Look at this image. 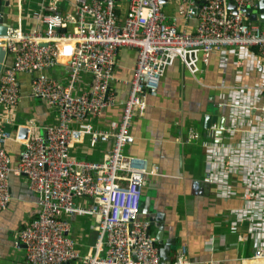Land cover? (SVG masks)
I'll list each match as a JSON object with an SVG mask.
<instances>
[{"label": "built area", "instance_id": "obj_1", "mask_svg": "<svg viewBox=\"0 0 264 264\" xmlns=\"http://www.w3.org/2000/svg\"><path fill=\"white\" fill-rule=\"evenodd\" d=\"M172 1L73 0L74 14L63 16L57 12L60 0H45L31 13L35 25L30 30L18 24L0 37V46L12 59L0 74V211L10 202L8 174L24 175L38 207L16 240L24 245L27 264H189L184 245L173 260L162 259L149 234L151 218L139 216L145 177L158 171L145 159L126 153L133 140L130 127L147 107L146 99L155 97L161 76L173 63L196 76L214 51L224 59L226 53L254 48L264 60V26L250 22L242 11L255 8L256 0H179L182 20H196L191 31L169 20L163 5ZM121 48L136 52L124 99L112 89L123 81L114 74ZM58 65L67 68L65 82L45 75L31 80L32 95L55 112V124L45 126L43 136L21 139L17 163L11 166L4 145L12 135L2 129L1 120L12 122L20 98L16 76ZM239 103L232 106L235 113ZM115 106L120 107L119 117L99 126L103 112ZM26 128L29 132L30 126ZM220 130L224 127H210L211 132ZM85 137L91 148L110 142L99 161L72 155ZM188 138H197V133L190 132ZM214 146L206 156L204 181L225 199L233 189L228 179L236 159ZM254 165L241 169L245 180L256 172L261 175L244 185V204L231 214L237 223L246 224L255 240L250 259L264 263V167ZM79 199L89 203L82 205ZM83 215L92 217L95 237L80 253L69 235L70 217ZM236 238L243 241L241 232Z\"/></svg>", "mask_w": 264, "mask_h": 264}, {"label": "crops", "instance_id": "obj_2", "mask_svg": "<svg viewBox=\"0 0 264 264\" xmlns=\"http://www.w3.org/2000/svg\"><path fill=\"white\" fill-rule=\"evenodd\" d=\"M44 1L11 0L7 15L14 22L13 27L20 24L24 31L30 30L35 25L31 13ZM180 4L183 3L179 0L168 2L163 9L169 20L175 19L178 26L193 31L196 20L193 17L183 21L177 13ZM74 10L73 0H60L57 6V12L63 16L73 15ZM257 23L264 26V21ZM221 55L211 52L196 76L179 62L167 67L155 97L147 98L145 110L135 115L130 127L133 140L125 151L145 159L149 167L157 168L158 174L145 177L140 203L145 201L146 205L140 209L139 216L151 218L149 234L155 238L158 248L162 245L156 239L157 234L162 242H173L166 252L169 260H173L179 246L184 245L189 264L211 261L264 264L250 259L256 248L255 240L246 231V224L237 223L231 214L244 204V185L261 175L256 172L245 180L241 169L248 170L255 167L254 164L264 167V89H248L264 86V60L254 48L226 53L224 59ZM135 59L136 52L132 49L118 51L114 74L123 81L112 86L118 99L126 97ZM11 60V56L6 55V64ZM36 75L65 82L67 68L58 65L41 72L17 74L20 98L12 110V122L1 120L2 129L12 135L4 145L11 166L16 165L22 149V140L17 138L19 127L30 126L27 137L43 136L45 126L55 124V112L32 95L31 80ZM238 102L241 106L235 113L232 106ZM120 111L118 106L106 109L97 124L105 127L108 121L119 117ZM205 115L215 119L208 129L203 124ZM219 119L223 125L219 124ZM212 125L222 126L224 131L211 132ZM190 132L197 133V138L190 140ZM213 145L217 150H227L236 159V168L228 179L233 189L225 199L217 197L213 186L204 181L206 156ZM109 147L110 142L91 148L85 137L71 153L99 161ZM7 182L10 202L0 211V264H27L23 243L16 240L18 232L36 216L37 199L28 189L24 175L9 173ZM78 202L86 205L89 200L79 199ZM237 232H241L243 241L237 240ZM69 235L76 242L77 250L85 253L94 240L92 217L71 216Z\"/></svg>", "mask_w": 264, "mask_h": 264}, {"label": "water", "instance_id": "obj_3", "mask_svg": "<svg viewBox=\"0 0 264 264\" xmlns=\"http://www.w3.org/2000/svg\"><path fill=\"white\" fill-rule=\"evenodd\" d=\"M10 5H11V0H0V37L5 36L7 32L14 26V22L11 21V18L7 15V9L10 7ZM227 7L233 11L235 9V6L231 2L227 3ZM242 11L245 13V15L247 16L250 22L264 21V0H256L255 8H243ZM5 58H6V53L3 50V48L0 46V72L3 66L9 65V64H6ZM212 122H215V119L213 117H211L210 115L204 116L203 124H204L205 129H208ZM222 122L223 121L221 119L219 121V124L223 125ZM17 138L18 139L27 138L26 126L19 127L17 131ZM145 205H146L145 201L141 202L139 205L140 209L144 207ZM156 220L158 221V219ZM150 224H153V223L150 222ZM157 235L158 236L156 239L159 240V242L162 245L161 247L158 248L160 257L164 260H169V257L167 256L166 252L169 249V246L173 244V242H170V241H166L167 243L162 242L161 238L159 237V234ZM94 237H95V232L93 231V238Z\"/></svg>", "mask_w": 264, "mask_h": 264}]
</instances>
